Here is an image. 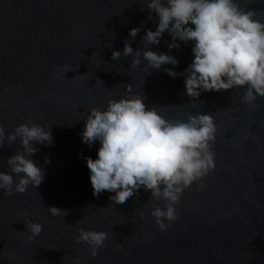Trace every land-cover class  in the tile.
Instances as JSON below:
<instances>
[{
	"label": "water",
	"instance_id": "obj_1",
	"mask_svg": "<svg viewBox=\"0 0 264 264\" xmlns=\"http://www.w3.org/2000/svg\"><path fill=\"white\" fill-rule=\"evenodd\" d=\"M239 2L264 21V0ZM157 23L146 0H0V123L7 132L37 123L51 128L54 140L35 146L33 159L46 173L38 188L0 192V264H264V97L246 104L236 87L193 100L179 75L194 60L193 43L173 52L168 33L152 50L177 58L175 78L149 74L143 63L133 69L132 56L112 59L131 29H142L135 51ZM128 84L167 119L202 112L217 126L216 167L185 190L178 219L164 232L150 215L157 203L150 191L127 205H114L108 191L93 195L85 158L96 159L100 144L82 142V119L126 95ZM19 147L5 141L0 171H11L7 159ZM53 206L59 215L50 214ZM27 221L43 225L31 240ZM80 229L107 232L95 258L77 243Z\"/></svg>",
	"mask_w": 264,
	"mask_h": 264
},
{
	"label": "clouds",
	"instance_id": "obj_2",
	"mask_svg": "<svg viewBox=\"0 0 264 264\" xmlns=\"http://www.w3.org/2000/svg\"><path fill=\"white\" fill-rule=\"evenodd\" d=\"M146 7L158 17L156 30H146L143 48L134 51L132 40L142 29H131L132 39L125 40L123 52L113 51V60L132 56L133 69L143 63L149 74L159 70L175 78L178 73L172 68L178 66L177 58L152 50L168 33L174 37L169 46L173 52L180 42L193 43L194 60L179 74L185 78L190 98L197 100L202 92L220 93L236 87L244 89L246 104L264 97V21L255 10L242 7L239 0H146ZM131 89L128 84L126 95L109 99L103 108H91L82 119V142L89 147L100 144L96 159L85 158L89 178L93 195L114 193L109 196L114 205H127L143 191H150L151 200L157 201L150 215L164 232L178 219L177 205L185 190L215 169L211 143L217 126L211 114L202 112L186 119H167L146 104V95ZM5 141L19 142L20 147L7 159L11 171H0V192L13 196L29 187L38 188L46 173L33 159L38 150L35 146L53 144L51 128L21 123L7 132L0 123V148ZM48 209L53 216L62 211L55 206ZM26 225L30 240L43 230L39 222L27 221ZM107 239L105 231L84 229L76 237L77 243L89 247L93 258Z\"/></svg>",
	"mask_w": 264,
	"mask_h": 264
}]
</instances>
